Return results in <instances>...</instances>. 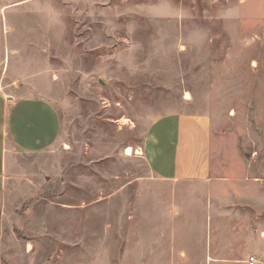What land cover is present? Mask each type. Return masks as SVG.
Masks as SVG:
<instances>
[{
    "label": "rangeland",
    "instance_id": "374dc122",
    "mask_svg": "<svg viewBox=\"0 0 264 264\" xmlns=\"http://www.w3.org/2000/svg\"><path fill=\"white\" fill-rule=\"evenodd\" d=\"M1 87L61 129L8 163L0 264H264V0H0ZM170 113L211 118L218 179L150 172Z\"/></svg>",
    "mask_w": 264,
    "mask_h": 264
},
{
    "label": "crops",
    "instance_id": "0c3cea01",
    "mask_svg": "<svg viewBox=\"0 0 264 264\" xmlns=\"http://www.w3.org/2000/svg\"><path fill=\"white\" fill-rule=\"evenodd\" d=\"M60 129L61 118L52 102L43 97H14L0 88V228L6 209L8 163L16 152L35 154L48 149ZM212 131L208 115L166 114L150 125L140 150L157 178L215 180Z\"/></svg>",
    "mask_w": 264,
    "mask_h": 264
},
{
    "label": "built area",
    "instance_id": "2783aa9c",
    "mask_svg": "<svg viewBox=\"0 0 264 264\" xmlns=\"http://www.w3.org/2000/svg\"><path fill=\"white\" fill-rule=\"evenodd\" d=\"M258 260L256 259L255 256H251L248 260V263L249 264H255Z\"/></svg>",
    "mask_w": 264,
    "mask_h": 264
},
{
    "label": "bare ground",
    "instance_id": "6f19581e",
    "mask_svg": "<svg viewBox=\"0 0 264 264\" xmlns=\"http://www.w3.org/2000/svg\"><path fill=\"white\" fill-rule=\"evenodd\" d=\"M187 97H188V96H187ZM126 150H127V151H126V154H127V155H130V154H132V152H133V149H132L131 147H128Z\"/></svg>",
    "mask_w": 264,
    "mask_h": 264
}]
</instances>
